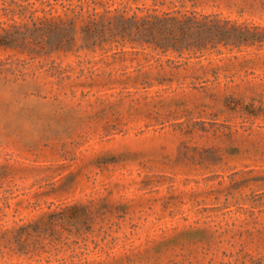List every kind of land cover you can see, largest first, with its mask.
Segmentation results:
<instances>
[{
  "label": "rangeland",
  "instance_id": "1",
  "mask_svg": "<svg viewBox=\"0 0 264 264\" xmlns=\"http://www.w3.org/2000/svg\"><path fill=\"white\" fill-rule=\"evenodd\" d=\"M186 2L254 46L50 52L0 25V264H264V0Z\"/></svg>",
  "mask_w": 264,
  "mask_h": 264
},
{
  "label": "trees",
  "instance_id": "2",
  "mask_svg": "<svg viewBox=\"0 0 264 264\" xmlns=\"http://www.w3.org/2000/svg\"><path fill=\"white\" fill-rule=\"evenodd\" d=\"M112 6L105 0L15 2L1 10L6 17L0 21L5 33L1 46L34 44L50 52H68L79 42L78 49L82 50L115 42L182 57L221 48L240 50L254 46L258 37L246 23L218 13H204L196 5L189 6L186 0Z\"/></svg>",
  "mask_w": 264,
  "mask_h": 264
}]
</instances>
